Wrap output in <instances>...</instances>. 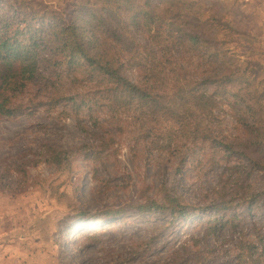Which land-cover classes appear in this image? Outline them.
<instances>
[{"label":"rangeland","instance_id":"rangeland-1","mask_svg":"<svg viewBox=\"0 0 264 264\" xmlns=\"http://www.w3.org/2000/svg\"><path fill=\"white\" fill-rule=\"evenodd\" d=\"M95 1L0 0V39L9 20L10 37L20 27L28 44L29 27L59 29ZM128 8L153 18L140 14L120 30L121 45L107 28L103 35L117 45L121 75L149 93L144 103L157 95L163 108L103 99L105 85L82 73L75 81L65 59L47 70L62 89H45L44 79L6 90L4 69L22 61L1 55L0 103L17 112L0 116V264H264V168L241 153L253 151L264 167V0H134ZM86 66L75 58L79 72ZM224 72L230 95L206 81ZM180 87L210 100L181 108ZM200 123L217 140L200 142ZM168 197L189 216L156 210Z\"/></svg>","mask_w":264,"mask_h":264},{"label":"trees","instance_id":"trees-1","mask_svg":"<svg viewBox=\"0 0 264 264\" xmlns=\"http://www.w3.org/2000/svg\"><path fill=\"white\" fill-rule=\"evenodd\" d=\"M133 1L134 0H96L95 6H92L89 9H87V3L82 7L79 4L77 9L81 7V10L78 12V15H76V11L72 12V14L76 16V19H73L72 21H62L59 29L56 26H51L48 28H44L43 26L39 30H34L32 27H29V32L27 33L28 44L23 42L20 38L25 36V33L21 31L20 27H17L13 33V37H10L8 34V29L12 28L13 24H11V21L8 20L4 25L6 27L4 35L0 39V57L3 53L11 54L14 60L22 61V67L18 69H15L14 67L4 69L2 80L6 90L8 89L16 91L20 86H24L22 82L35 81L37 83L38 81H42L44 79L50 80L51 85L50 86L46 84L45 89L52 86L62 89L64 84L60 76L57 77L55 75L50 77L47 73V70L50 68L51 73L55 74L56 68L59 66L58 61L65 59L67 67L66 70L70 73H72L71 71L73 70L72 75L75 78V81L78 82L77 75L82 73L83 76L89 78H87L88 81H98L100 85L103 84L106 86H104L103 91H100L103 99L113 98L116 100L115 102L124 100L128 102H134L137 97H139L141 104L143 103L144 106H147L149 103H151L156 109L163 108V102H161L160 96L157 95L152 96L151 101L144 103L147 101V94L149 93L142 88L133 85L127 78H124V76L121 75V70L124 68L123 65L116 66V64L119 63V60H117L115 56V47L117 45H121V43L124 42L121 40L122 36L119 34V31L124 27L128 28L129 23H134L140 14H142L149 21L153 18L151 11H148L147 9H141L134 15L133 11L128 8ZM33 20H35V18ZM113 23L117 24L114 29L111 28ZM121 24L123 26H121ZM102 28H107L109 30L108 34H111L113 40L118 43L117 45H112L109 43V38L108 36L103 35L104 29ZM50 31H54L52 32V37L44 36ZM192 39V45L197 46L199 38L193 37ZM78 56L87 63L85 68H81L83 72H79L73 67L75 66V58ZM4 60L9 61L10 57L5 56ZM231 74L232 73L224 72L223 75L220 76V79H215L216 77H214V79H208L206 81L211 82L213 86L217 87V91H224L222 89H225V93L230 95L232 91H227V86L225 87V84L231 82ZM201 82L202 84L205 83L204 81ZM6 90L4 89V91ZM200 91L201 88L198 90L197 87L191 88L188 92L189 96L185 97L186 91L180 87L176 93L180 98V101L183 102V104H181L178 101L181 105V108L188 107L194 98H197L200 103L207 104L205 102L207 99L210 100V98H208L209 96H205V92ZM215 95L216 93H213L211 97L214 98ZM231 95L235 99L240 97L239 93H233ZM3 96L4 93L0 95V97ZM118 96L120 97L119 99H117ZM243 99H241L242 103H244ZM67 100L73 101L74 99L73 97H70L67 98ZM4 103H0V116L2 114L12 116L15 112H17L13 109L4 107ZM200 103L196 105L198 107L200 106L199 108H201ZM194 108L196 107L189 108L187 112H193ZM207 116L209 117V115ZM203 118L207 117L205 116ZM198 127L199 131L195 132L202 131L201 134L205 137V140L200 142L205 144L204 142H206V140L208 142V140H211L210 138H212V143L217 140V138L215 139L211 134L213 132L207 127L206 129L204 128L205 126L201 127V123L198 125ZM180 130L184 136L186 132H190L189 125L187 124L183 126ZM199 138L202 137L198 135L194 141H198ZM221 144H223L224 148L227 150L233 149V146L229 142H223ZM260 145V143L252 141V143H250V148L260 147ZM240 147L245 148V144L243 143ZM241 150V153L248 159L250 165L253 168H264L262 167L261 161L250 157L251 154H253V151H251L250 154H247L243 149ZM250 202L252 201L245 202V207L248 206ZM158 209L164 212L165 210L169 209L171 214H177L178 218L189 216L186 207L182 206L179 203V200L176 198L172 199L168 197L167 203L162 202V204L156 205V210ZM237 219L238 218L228 219L226 222H223L222 219H220L212 221L211 223H213V225H222L221 227H224L225 225L229 224L230 221L234 222ZM211 229L212 232L218 231V228L214 226H212ZM260 241L264 243V238H261ZM253 249L255 250L256 247ZM262 254H264V251Z\"/></svg>","mask_w":264,"mask_h":264}]
</instances>
